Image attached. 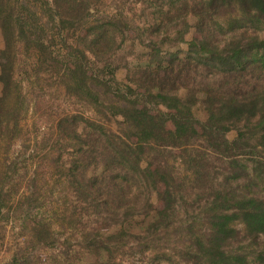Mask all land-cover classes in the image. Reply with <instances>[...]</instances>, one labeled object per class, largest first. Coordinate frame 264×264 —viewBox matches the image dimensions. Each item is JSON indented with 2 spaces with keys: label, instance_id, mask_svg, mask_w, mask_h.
Returning a JSON list of instances; mask_svg holds the SVG:
<instances>
[{
  "label": "rangeland",
  "instance_id": "1",
  "mask_svg": "<svg viewBox=\"0 0 264 264\" xmlns=\"http://www.w3.org/2000/svg\"><path fill=\"white\" fill-rule=\"evenodd\" d=\"M203 1L5 0L0 51L6 45L3 25L12 46L7 57L0 56V74L10 60L14 86L0 136V264H187L182 250L195 239L189 225L202 211L194 203L197 194L180 151L165 158L174 165L177 187L186 186L183 206L169 228L154 234L147 224L164 207L158 197L163 186L156 192L128 176L122 193L126 202L117 200L99 212L79 188L83 183L92 188L91 180L103 177L104 170L91 166L82 179L78 137L93 132L89 122L101 123L105 131L122 129L117 110L122 95L134 100L146 93L171 70L173 57L170 77L182 71L181 86L213 82V75L198 70L195 61L187 64L190 41L202 39L191 9ZM41 40L49 49L39 50ZM2 91L0 81V96ZM186 93L180 87L179 95ZM147 105L151 114L169 111L161 104ZM193 112L201 121L207 118L203 104ZM166 126L175 128L172 122ZM238 128L245 124L233 127L230 139ZM193 130L201 133L198 125ZM240 160L251 165L249 155ZM100 187L101 196L112 194L106 183ZM147 203L153 206L149 216L143 207ZM129 205L139 208L123 224L120 213ZM111 210L118 215L113 222L106 219ZM123 229L127 234H120Z\"/></svg>",
  "mask_w": 264,
  "mask_h": 264
},
{
  "label": "trees",
  "instance_id": "2",
  "mask_svg": "<svg viewBox=\"0 0 264 264\" xmlns=\"http://www.w3.org/2000/svg\"><path fill=\"white\" fill-rule=\"evenodd\" d=\"M4 4L5 0H0L1 15ZM191 14L201 28L202 39L190 41L187 64L195 61L198 70L213 75V82L181 86L182 71L170 77L177 60L173 57L171 70L146 93L134 100L128 99L127 93L122 95L124 103L117 109L123 117L122 129L105 131L101 123L88 121L93 132L78 137L77 171L83 174L91 166H101L104 176L93 178L92 188L83 183L79 192L100 212L117 200L126 202L122 193L128 176L156 192L161 184L158 197L164 207L155 213L147 230L155 234L167 229L183 206L181 193L186 186L177 187L174 165L165 155L171 157L179 150L197 194L194 203L200 204L202 211L199 220L189 225L195 239L182 250L187 264H264V158L259 157V148L264 151V0H204L195 4ZM7 29L3 25V57L12 46ZM222 35L225 39L221 41ZM37 47L49 49L42 40ZM12 70L8 60L0 74V136L6 101L14 86ZM180 87L187 90L184 97L179 95ZM147 103L164 105L169 111L151 114ZM199 103L207 113L203 121L193 112ZM167 122L173 123V131L167 129ZM242 123L245 129L238 128L236 137L230 139L228 133ZM195 125L200 134L194 132ZM245 155L251 157V165L240 163ZM144 161L149 165L144 167ZM100 183H106L112 194L101 196ZM143 207H148L149 216L152 204ZM138 208L129 205L120 213L126 219L123 224ZM109 213L106 219L113 222L118 215L112 210ZM238 224L243 227L239 229ZM120 234L127 232L123 229ZM250 256L255 257L252 260Z\"/></svg>",
  "mask_w": 264,
  "mask_h": 264
}]
</instances>
